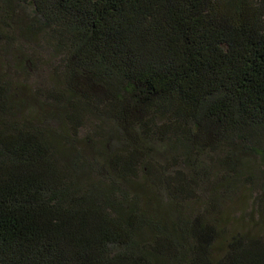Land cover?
Returning <instances> with one entry per match:
<instances>
[{"label":"trees","instance_id":"trees-1","mask_svg":"<svg viewBox=\"0 0 264 264\" xmlns=\"http://www.w3.org/2000/svg\"><path fill=\"white\" fill-rule=\"evenodd\" d=\"M12 2L60 61L0 70V264H264V0Z\"/></svg>","mask_w":264,"mask_h":264},{"label":"rangeland","instance_id":"rangeland-1","mask_svg":"<svg viewBox=\"0 0 264 264\" xmlns=\"http://www.w3.org/2000/svg\"><path fill=\"white\" fill-rule=\"evenodd\" d=\"M2 0H0L1 4ZM12 18H5L7 13L0 10V70L4 62L12 64L13 76L21 84H27L23 87L25 96H29L30 104H35L34 94L37 86H51L53 69L60 61L56 51L46 42L43 34L35 39H28L21 32L22 27L31 21L32 11L29 7L21 6L16 2L11 3V9L8 13ZM7 23L10 24L7 26ZM12 37V47L7 45ZM26 39L33 44H26ZM35 61L29 63L28 56ZM30 58V57H29ZM31 88H30V87ZM258 190L252 187V191L243 190L228 201L225 208L226 220L225 227L227 237L235 231H255L264 230V219L260 217L258 205H256V194ZM204 193L194 206L201 207L205 204ZM220 212L218 213L219 216Z\"/></svg>","mask_w":264,"mask_h":264}]
</instances>
